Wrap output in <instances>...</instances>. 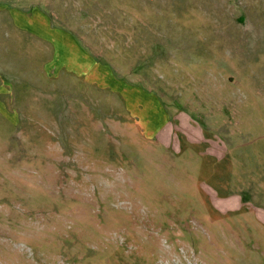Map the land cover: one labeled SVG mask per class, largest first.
<instances>
[{"label": "rangeland", "instance_id": "rangeland-1", "mask_svg": "<svg viewBox=\"0 0 264 264\" xmlns=\"http://www.w3.org/2000/svg\"><path fill=\"white\" fill-rule=\"evenodd\" d=\"M21 2L77 25L169 120L148 135L145 95L131 111L49 73L54 48L22 30L11 46L3 21L0 264H264V0Z\"/></svg>", "mask_w": 264, "mask_h": 264}, {"label": "crops", "instance_id": "crops-1", "mask_svg": "<svg viewBox=\"0 0 264 264\" xmlns=\"http://www.w3.org/2000/svg\"><path fill=\"white\" fill-rule=\"evenodd\" d=\"M9 1L11 0H7L5 3L0 1V25L3 21H7L12 25L11 46L13 41L17 39L16 33L20 30L32 33L42 41V45L46 42L54 48L49 61L45 64L49 73L63 68L82 76L87 82L97 85L96 87L98 88H109L112 92H118L124 96L127 95L128 100H131L132 103L129 104L128 100H126V107L131 111L139 109L137 104L142 98L137 95H145L146 97L142 96L144 97V102L148 103L150 110L147 114L145 113V116L143 115L139 125L142 129L146 128L148 131L153 124L159 123L154 132L145 131L148 135L153 133L159 135L163 131L162 129L167 125L169 119L161 106V100L156 96L157 94L152 93L151 90V92L148 91L143 85L129 81V78L126 79L116 75L109 65L105 63L101 65L102 61L90 49V51L87 50L79 42L81 40L78 37L77 25L67 26L66 28L64 25L54 24L50 15L43 9H34L35 6L33 4H30L29 8L22 4L24 3L21 2L23 0H13L8 3ZM50 4L48 3L47 6ZM52 14L53 17H59L55 13ZM63 22L67 24V19H64ZM73 24L76 23L73 22ZM4 59H6V63L1 65L3 67L2 71L5 69L7 72L12 69L15 70L12 59H8V57L2 58L0 55V62ZM3 87L4 85L0 84V91H3Z\"/></svg>", "mask_w": 264, "mask_h": 264}]
</instances>
